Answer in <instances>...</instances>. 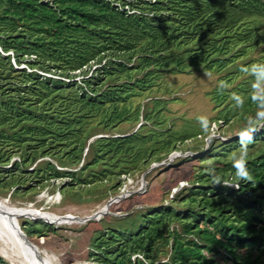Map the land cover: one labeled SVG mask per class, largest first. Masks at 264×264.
Listing matches in <instances>:
<instances>
[{
    "label": "trees",
    "instance_id": "16d2710c",
    "mask_svg": "<svg viewBox=\"0 0 264 264\" xmlns=\"http://www.w3.org/2000/svg\"><path fill=\"white\" fill-rule=\"evenodd\" d=\"M261 37L264 0H0V141L13 136L19 141L17 147L0 142L1 179L16 178L15 191L24 180L67 178L65 187L93 183L82 177L87 169L103 165L108 173L101 168L95 175L110 179L121 163L149 165L180 149L166 130H141L149 120L163 121L155 113L146 112L132 132H106L140 119L134 97L169 89L165 78L171 73L219 72L223 87L212 90L223 105L217 120L245 119L257 107L249 96L253 76L232 83L248 65L249 45ZM233 94L243 98V107H236ZM153 99L161 107L166 103ZM95 120L105 131L93 128ZM259 141L264 128L249 145ZM220 145L227 153L240 145L238 136ZM210 150L195 157L217 155ZM259 150L246 159L251 182L238 180L229 161L213 173L202 168L183 196L181 188L166 204L127 213L96 230L90 259L264 264V143ZM40 157L45 159L39 164ZM213 175L238 187L212 185ZM48 225L32 222L28 231L44 233ZM0 264L13 263L0 254Z\"/></svg>",
    "mask_w": 264,
    "mask_h": 264
},
{
    "label": "rangeland",
    "instance_id": "374dc122",
    "mask_svg": "<svg viewBox=\"0 0 264 264\" xmlns=\"http://www.w3.org/2000/svg\"><path fill=\"white\" fill-rule=\"evenodd\" d=\"M245 59L247 67L259 64L264 59V37L249 45ZM206 73L210 75H206ZM247 75L243 71L232 84H236L238 80ZM165 79L169 89L155 88L152 92L134 97L133 105H140V119L122 121L116 127H107L106 132L112 134L132 132L146 120L143 116L146 112L155 113L163 121L157 124L156 121L153 123L149 120L141 130L146 132L155 127L166 130L168 132L166 138L175 140L181 147L180 149H172L169 154L161 157L162 159L151 161L149 165L142 160L134 163H121V167L113 168L116 174L113 175V178L111 175L110 179H98L99 175L95 174H100L102 172L100 169H103V165H98L91 171L87 169L86 172L89 175L88 173L85 176L82 175L84 178L95 179L93 183L86 184L81 181L68 185V187L64 185L67 178L49 179L42 182L24 180L22 182L23 189L15 191L18 180L14 177L8 180L1 179L0 176V196L2 198H7L14 204L31 205L44 211L77 217V220L64 223L50 222L32 215L18 217L26 238L32 244L40 246L41 250L56 263L95 262L90 259L89 250L93 235L96 230L102 228L101 226L106 223L114 224L127 213L134 214L151 206L166 204L176 193L180 192L181 188L180 195L183 196L188 192V187L191 184H197L198 170L203 168L208 173H213L217 169L220 171V168L227 167L225 162L232 163L231 158L234 155H239L240 145L224 153L223 145H220V142L237 136L236 134L245 125L247 119L255 115L257 107L255 113H249L245 119H234L229 123L222 120L219 123L217 120L218 110L223 105L218 106L217 101L212 97V90L222 83L219 72L194 69L168 74ZM228 85L231 86V84ZM156 96L166 99L164 106L156 105L153 99ZM200 116L206 117L210 122L208 133L201 130L198 122ZM15 122H18V125L24 124L19 118L15 119ZM94 124H97V120L93 121L91 125ZM93 128L105 131L102 130L103 125L97 124ZM209 136L214 137L211 142H209ZM5 138L8 136L3 137L2 140ZM0 142L6 146L16 147V144L19 143L16 136ZM263 143L264 141H259L255 145H248L246 159L251 155H257L261 151L259 148ZM208 147L211 148L209 152H218L217 155L205 159L195 157L202 154ZM85 153L86 150L84 157H87ZM13 157L17 158L18 156ZM45 158L49 157L45 156ZM45 158L40 157L36 162L40 164ZM10 163L11 160L6 165ZM115 183H120V187L113 189L111 186ZM181 183L184 185L181 186ZM179 185L180 188H178ZM108 200H112V202L106 213L97 217L95 213ZM36 221L41 225L46 222L50 225L43 227L44 233L40 231L29 233L28 230L32 222ZM0 254L13 264H28L26 260L17 259L15 256H6L1 240Z\"/></svg>",
    "mask_w": 264,
    "mask_h": 264
},
{
    "label": "bare ground",
    "instance_id": "6f19581e",
    "mask_svg": "<svg viewBox=\"0 0 264 264\" xmlns=\"http://www.w3.org/2000/svg\"><path fill=\"white\" fill-rule=\"evenodd\" d=\"M111 202L112 200H108L95 215L98 217L106 213ZM21 215H32L57 223L71 222L77 220V217L44 211L31 205L14 204L9 199L0 196V240L4 246L6 256H15L17 259L26 260L28 264H58L44 253L40 246L32 244L26 238L21 223L18 220V217H21ZM75 264L99 263L85 261Z\"/></svg>",
    "mask_w": 264,
    "mask_h": 264
},
{
    "label": "clouds",
    "instance_id": "9594fccd",
    "mask_svg": "<svg viewBox=\"0 0 264 264\" xmlns=\"http://www.w3.org/2000/svg\"><path fill=\"white\" fill-rule=\"evenodd\" d=\"M245 73L252 75L253 80L251 83V91L249 93L251 102L257 106V111L253 117H249L245 125L236 134L241 146V151L239 155H234L231 158L232 168L235 170L234 175L238 180L251 182L252 177L247 168V148L248 145L253 141V135L255 132L264 128V63L252 64L250 67H245L242 69ZM206 75H210L207 74ZM223 87V84H221ZM232 99L236 102V107H243L244 100L239 95L233 94ZM198 122L200 124L201 130L205 133L209 132L210 122L204 117H198ZM214 139V137L209 136V142ZM212 185L223 184L224 186H236L238 184L230 182L229 180H223L222 178L213 175L211 180Z\"/></svg>",
    "mask_w": 264,
    "mask_h": 264
},
{
    "label": "built area",
    "instance_id": "2783aa9c",
    "mask_svg": "<svg viewBox=\"0 0 264 264\" xmlns=\"http://www.w3.org/2000/svg\"><path fill=\"white\" fill-rule=\"evenodd\" d=\"M180 185L182 186V185H184V184H183V183H181ZM180 185L178 186V188H180V187H181Z\"/></svg>",
    "mask_w": 264,
    "mask_h": 264
},
{
    "label": "water",
    "instance_id": "95a60500",
    "mask_svg": "<svg viewBox=\"0 0 264 264\" xmlns=\"http://www.w3.org/2000/svg\"><path fill=\"white\" fill-rule=\"evenodd\" d=\"M110 201V200H109ZM98 212V211H97ZM93 216V215H92ZM91 217V216H90ZM47 221H50V220H48V219H46ZM50 222H53V221H50Z\"/></svg>",
    "mask_w": 264,
    "mask_h": 264
}]
</instances>
